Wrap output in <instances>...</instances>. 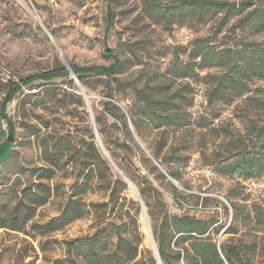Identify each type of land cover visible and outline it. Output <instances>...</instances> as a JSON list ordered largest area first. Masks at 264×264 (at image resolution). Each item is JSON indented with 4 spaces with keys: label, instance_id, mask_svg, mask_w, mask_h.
Instances as JSON below:
<instances>
[{
    "label": "rangeland",
    "instance_id": "obj_1",
    "mask_svg": "<svg viewBox=\"0 0 264 264\" xmlns=\"http://www.w3.org/2000/svg\"><path fill=\"white\" fill-rule=\"evenodd\" d=\"M181 1L0 0V102L10 78L41 74L58 63L69 68L120 62L112 76L88 72L84 84L71 72L69 77L36 79L7 104L14 144L0 164V206L14 190L20 196L38 193L41 181L50 187L51 196L38 207L36 225L44 227L57 219L69 199L80 200L83 210L84 200L107 206L92 208L59 230L0 228V264H85L86 241L103 236L106 253L115 248L118 234L130 244L139 242L137 256L126 264H158L144 228L141 201L132 195L126 178L137 192L142 179L149 186L143 204L153 241V231L171 214L212 217L219 229L207 233L215 243L237 244L248 264H264V172L244 177L220 170V161L249 145L264 124L263 67L246 68L243 87L231 88L230 79L240 75L228 66L232 62L239 69L254 48L264 55V27L256 30L242 20L258 6L264 8V0H227L235 3L234 10L208 15L205 21L188 20L179 12L166 20L152 8L155 3ZM242 1L246 2L240 6ZM198 45L202 54L194 56ZM208 47L221 58H208ZM218 82L224 87L223 99L209 94ZM132 88L181 104L190 123L175 130H153L143 139L132 134V142L103 106L104 100L118 106L113 114L124 113L132 132L126 115L134 102ZM111 91L114 99L108 96ZM70 93L79 95L81 103ZM91 119L96 129L99 125L107 132L105 143L98 134L103 150L96 140L107 166L92 157L90 170L83 168L82 138L89 130L94 133ZM7 134L0 117V142ZM156 147L161 155L176 158L171 164L180 174L179 182L173 181L181 192L180 204L172 198L164 167L151 157ZM46 152L57 159L59 168L41 180L38 169L48 164ZM114 179L124 180L127 187L118 199H109L107 183L112 186ZM0 216L11 220L10 213L0 211ZM71 241L75 243L68 248Z\"/></svg>",
    "mask_w": 264,
    "mask_h": 264
},
{
    "label": "trees",
    "instance_id": "obj_2",
    "mask_svg": "<svg viewBox=\"0 0 264 264\" xmlns=\"http://www.w3.org/2000/svg\"><path fill=\"white\" fill-rule=\"evenodd\" d=\"M245 2L242 1L239 5L242 6ZM155 4L152 5V8L153 11H156V16L159 18L163 16L166 20L168 17L175 15L176 12H179L181 16L188 17V20L197 19V21H205L208 15L216 14L222 11L227 13L228 11L235 9V3L227 0H182L180 5H172V3H164L162 5L160 3ZM242 20L250 24L256 30H260L264 27V8L258 6V8L252 10L245 17H243ZM201 47V45L196 46V53L194 56L200 54ZM208 49L209 47L204 52L208 58L213 60L221 58L218 53L214 51L211 52ZM119 64L120 62L115 60L114 63L109 65L103 64L85 67L72 64L70 67L78 81L84 84V78L88 72L95 75H106L107 77L112 76L113 73L118 70ZM228 66L233 68L234 71L240 75L238 76L239 78L233 76L230 79L229 86L231 88L243 87L241 75L244 70H246V68H252L255 70L259 67H263L264 69V55L260 54V49L258 50L254 48L252 53H249L248 56L244 57V62L239 66V69L236 70L232 62H229ZM69 75L70 71L67 66L65 64L58 63L53 69L41 72V74L28 75L25 76V78L18 80L10 78V80L5 84L6 90L4 92L6 94L0 102V117L4 123L7 124L8 133L12 131L14 134V124L11 118L7 115L5 108L22 86H26V84H29L39 78L52 79L57 76L69 77ZM219 83L220 82L214 85L209 93L210 95H214L215 99L224 98V87H221ZM131 90L134 94V102L131 104L132 106L130 109L126 108V115L133 125L132 132L128 129L124 113L121 112L118 116L113 114V110H118V106L110 100H104L103 106L105 112L110 113L114 120L119 121V124L126 129L127 137H129L132 142H134L132 134H135V136L143 139L153 130L163 132L167 130V127H171L175 130L190 123V119H188L184 113L182 114L181 104L175 102L174 100L168 97H159L153 91H147L144 88H132ZM108 93V96L111 99H114L112 91ZM70 96L72 98L75 97L77 101L81 103L79 95L70 93ZM115 100L120 102L117 99ZM208 102L210 103V100H208ZM97 132L102 137L103 143H105L104 140L107 135L106 130L97 125ZM82 141L85 144L83 168L91 170L93 164H95L92 157L97 158L102 165L107 166V162L104 160L98 149L96 137L91 130H89L88 134L82 138ZM123 145L128 149L130 148L126 143H123ZM139 151L142 152L141 149H139ZM9 154L7 155L8 157ZM150 154L158 164L164 167L166 174L170 176L172 180L179 182V171L171 164L176 159L173 154L161 155V151L158 147L151 151ZM44 155H46V162L48 164L38 169V178L41 180L51 178L56 169L59 168V162L56 158L47 154V152ZM7 158L5 160H7ZM144 159L149 160L147 157H144ZM220 162L221 171L233 173L238 176L247 177L250 175L263 174L264 124L251 139V143L249 145L246 144L242 150H238L235 154H231V156ZM141 183H143V186L139 188L138 192L144 202V198L149 195L147 193V188H149V186H147L145 180L143 179L141 180ZM170 183L173 191L172 198L177 204H180L181 200L179 197L181 192L173 182ZM107 185V189L110 188L109 199L114 198V196L118 199L123 190L127 187V183L121 179H114L112 186L109 183H107ZM36 186L39 189L38 193L30 191L29 194L20 196L14 190L11 197L1 202L0 211L10 213L11 220L8 221L7 218L0 216V228H7L13 231H25V227L30 225L31 227L37 228L39 233H43L45 230H59L64 224L83 217V213L84 216L88 215L92 208H94V210H98V207L102 208L107 206L106 202L101 204L94 203L92 201L91 203H86L84 200L83 210V205L80 200L69 199L67 200L68 202L60 208L57 219H52L51 221L45 223L44 227L39 226L33 221L34 215L36 214L38 207L44 206L49 202L48 200L51 196V192L50 187L45 182L43 183L41 181L37 183ZM85 192L86 190L83 187V194ZM131 202L133 205L136 204V201ZM134 210L138 211V207L135 206ZM216 223L217 221L212 217L199 219L195 215L190 214H171L167 220L161 222L157 231H153L154 241H156L160 261H162L163 264H248L247 259L243 258L242 252L237 244L218 245L212 240V237L207 232L210 228H212L217 233L219 228H214ZM45 227L46 229L44 230L43 228ZM102 237L103 236H100L99 238V236H96L86 241L87 251L83 253L85 264H126L137 256L139 242L130 244L127 239L118 234L116 241L114 242L115 248L112 251L105 253V245L107 242L102 240ZM74 243V241L69 242L68 248L72 247ZM171 244L174 248H171ZM150 260H153L151 256Z\"/></svg>",
    "mask_w": 264,
    "mask_h": 264
},
{
    "label": "water",
    "instance_id": "obj_3",
    "mask_svg": "<svg viewBox=\"0 0 264 264\" xmlns=\"http://www.w3.org/2000/svg\"><path fill=\"white\" fill-rule=\"evenodd\" d=\"M45 29V28H44ZM45 30H47V29H45ZM48 32V31H47ZM49 33V32H48ZM67 68H68V66H67ZM68 69H70V72H71V74L73 73V71L71 70V67H69ZM74 74V73H73ZM75 76V75H74ZM76 79H77V77H76ZM81 89H82V87H81ZM90 122H92V126H93V129H94V136L96 137V140H97V142H98V144L100 145V147H101V149L103 150L104 148H103V143H102V140H101V138L99 137V135H98V132H97V129H96V124H95V122H93V120L91 119L90 120ZM13 138H14V134H13V132L11 131V132H9L8 134H7V137L5 138V139H3V141H1L0 142V163L3 161V160H5L8 156V154L10 153V151L12 150V148H13V144H14V140H13ZM105 153V152H104ZM107 153H105V155H106ZM155 161V160H154ZM156 162V161H155ZM156 164H158L157 162H156ZM167 175V174H166ZM167 177H168V179H170L171 180V182H173L174 180H172L171 179V177L170 176H168L167 175ZM126 181H127V183H129V185L131 186V188H132V195L135 197V199H139L140 201H141V208H142V212H143V214H145L146 215V217H147V219H148V214H147V212H146V207H145V205L143 204V201H142V199H141V197H140V195H139V192H137L136 190H135V188H134V185H133V183H131L127 178H126ZM174 184H175V182H173ZM147 230L149 231V236H150V242H152L153 243V245H154V241H153V238H152V232H151V230H150V224H149V219L147 220ZM219 245V244H218ZM151 246V245H150ZM152 248V247H151ZM152 250H153V258L155 259V261H157L158 262V264H163L161 261H160V259H159V256H158V253H157V246L155 245V248L153 249L152 248Z\"/></svg>",
    "mask_w": 264,
    "mask_h": 264
},
{
    "label": "bare ground",
    "instance_id": "obj_4",
    "mask_svg": "<svg viewBox=\"0 0 264 264\" xmlns=\"http://www.w3.org/2000/svg\"><path fill=\"white\" fill-rule=\"evenodd\" d=\"M81 91H83V89H81ZM142 220H143V224H144V228H145V230L147 231V233H148V235H149V231L147 230V217H146V215L145 214H143V218H142ZM150 241V240H149ZM149 245H151V247L154 249L155 248V245H153V243L152 242H150V244Z\"/></svg>",
    "mask_w": 264,
    "mask_h": 264
}]
</instances>
